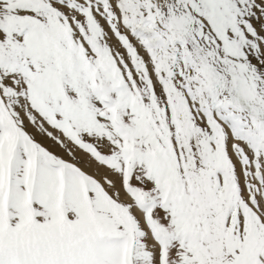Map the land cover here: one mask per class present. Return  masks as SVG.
<instances>
[{"label":"snow or ice","instance_id":"snow-or-ice-1","mask_svg":"<svg viewBox=\"0 0 264 264\" xmlns=\"http://www.w3.org/2000/svg\"><path fill=\"white\" fill-rule=\"evenodd\" d=\"M0 264H264V0H0Z\"/></svg>","mask_w":264,"mask_h":264}]
</instances>
